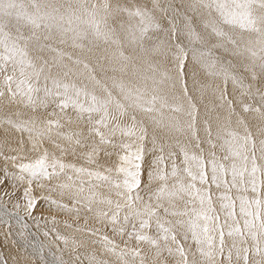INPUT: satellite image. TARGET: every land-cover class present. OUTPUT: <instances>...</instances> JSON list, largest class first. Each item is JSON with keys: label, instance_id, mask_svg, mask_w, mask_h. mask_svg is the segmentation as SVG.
I'll return each instance as SVG.
<instances>
[{"label": "snow or ice", "instance_id": "1", "mask_svg": "<svg viewBox=\"0 0 264 264\" xmlns=\"http://www.w3.org/2000/svg\"><path fill=\"white\" fill-rule=\"evenodd\" d=\"M0 239L264 264V0H0Z\"/></svg>", "mask_w": 264, "mask_h": 264}, {"label": "rangeland", "instance_id": "2", "mask_svg": "<svg viewBox=\"0 0 264 264\" xmlns=\"http://www.w3.org/2000/svg\"><path fill=\"white\" fill-rule=\"evenodd\" d=\"M60 227H61V230H63V226L60 225ZM41 239H43V237H41ZM61 247H63V245H61ZM53 250L55 251V248ZM5 254L9 256H15L16 251L6 241H3L2 239H0V256H3ZM10 264H11V261H10Z\"/></svg>", "mask_w": 264, "mask_h": 264}]
</instances>
